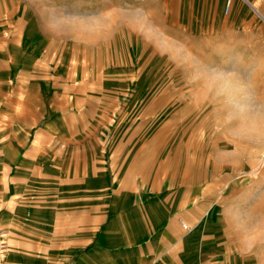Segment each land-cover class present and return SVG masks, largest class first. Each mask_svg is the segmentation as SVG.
I'll return each mask as SVG.
<instances>
[{
  "label": "rangeland",
  "instance_id": "obj_1",
  "mask_svg": "<svg viewBox=\"0 0 264 264\" xmlns=\"http://www.w3.org/2000/svg\"><path fill=\"white\" fill-rule=\"evenodd\" d=\"M252 3L264 15V0ZM225 4L0 0V25L35 23L38 35L51 40L53 62L68 46L69 61L92 83L79 91L76 111L90 120L104 114L107 161L119 139L128 152L123 169L134 159L145 172L131 179L136 204L141 196L161 201L178 242L197 230L190 236L194 257L184 259L177 244V264H264V22L240 4L223 16ZM111 165L109 178L118 172ZM117 181L107 188L115 209ZM14 198L38 204L27 194ZM101 203L95 201L98 215L108 208ZM71 210L62 209L63 229L76 223ZM12 220L16 250L29 243L45 252L55 239L43 233L41 221Z\"/></svg>",
  "mask_w": 264,
  "mask_h": 264
},
{
  "label": "crops",
  "instance_id": "obj_2",
  "mask_svg": "<svg viewBox=\"0 0 264 264\" xmlns=\"http://www.w3.org/2000/svg\"><path fill=\"white\" fill-rule=\"evenodd\" d=\"M227 2L229 10L223 9V16L240 4L252 18L264 22L252 0ZM36 30L33 22L0 25V187L6 191V204L0 210L6 214L4 220L0 218V242L5 240L9 252L6 264H177V244L184 246V259V255L194 257L190 236L197 230L178 242L161 201L141 196L136 204L137 188L131 179H141L136 172H145L134 159L123 169L128 152L119 139L110 144L114 151L107 161L104 114L97 112L95 120H90L75 109L80 107L79 91L92 83L84 81L78 65L69 61L68 46L53 62L50 38ZM93 122L96 125L90 126ZM113 161L118 172L109 178ZM111 180H118L113 194L118 196L117 209L110 208ZM26 194L38 204L17 203L14 197ZM95 201L108 207L103 215L96 214ZM64 208L74 209L67 212L76 221L70 229L62 228ZM16 217L31 226L41 221L38 226L43 233L49 239L55 237L47 242L45 256L29 243H19L20 251L14 248L12 219ZM79 218L86 221L79 223ZM11 253L15 262L10 261Z\"/></svg>",
  "mask_w": 264,
  "mask_h": 264
},
{
  "label": "bare ground",
  "instance_id": "obj_3",
  "mask_svg": "<svg viewBox=\"0 0 264 264\" xmlns=\"http://www.w3.org/2000/svg\"><path fill=\"white\" fill-rule=\"evenodd\" d=\"M245 1V0H244ZM229 4V2H228ZM249 5V4H248ZM252 6V5H251ZM253 8V7H252ZM251 8V9H252ZM9 252L6 251L5 249V240L4 239H1V242H0V256H1V261H0V264H6L8 262V259H7V254Z\"/></svg>",
  "mask_w": 264,
  "mask_h": 264
},
{
  "label": "built area",
  "instance_id": "obj_4",
  "mask_svg": "<svg viewBox=\"0 0 264 264\" xmlns=\"http://www.w3.org/2000/svg\"><path fill=\"white\" fill-rule=\"evenodd\" d=\"M228 10H229V6H226L225 13H227ZM182 227H183L184 229H187V225H186V224H182Z\"/></svg>",
  "mask_w": 264,
  "mask_h": 264
},
{
  "label": "clouds",
  "instance_id": "obj_5",
  "mask_svg": "<svg viewBox=\"0 0 264 264\" xmlns=\"http://www.w3.org/2000/svg\"><path fill=\"white\" fill-rule=\"evenodd\" d=\"M142 18V17H141ZM141 31H143V28L141 29ZM220 95H223V93H219Z\"/></svg>",
  "mask_w": 264,
  "mask_h": 264
}]
</instances>
